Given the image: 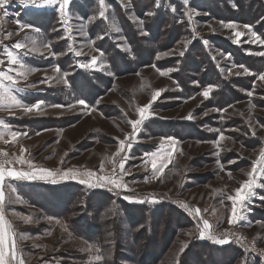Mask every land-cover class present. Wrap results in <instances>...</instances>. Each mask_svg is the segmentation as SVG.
Masks as SVG:
<instances>
[{
	"label": "rangeland",
	"instance_id": "374dc122",
	"mask_svg": "<svg viewBox=\"0 0 264 264\" xmlns=\"http://www.w3.org/2000/svg\"><path fill=\"white\" fill-rule=\"evenodd\" d=\"M47 8L29 18L39 33L21 31L0 11V60L5 61L0 71L11 67L2 59L6 43L27 44L26 35L36 39L39 52L20 53L34 71L27 80L17 77L18 88L12 91L25 105L44 102L39 112L0 111L13 131L27 134L16 141L6 135L0 149L14 160L23 146L25 159L37 171H93L108 177L115 171L126 187H88L79 182L87 177L59 175L56 183L51 178L6 180V218L17 237H24L18 241V257L25 264H264V187H257L242 209L237 206L242 219L235 224L228 223L233 202L227 199L248 179L252 161L264 148V80L258 78L264 56L257 55L264 53V45L244 28L250 25L264 39V0H104L103 9L100 0H71L70 32L58 7ZM221 22L236 27L224 28ZM113 23L118 32L111 30ZM236 31L245 35L233 43ZM9 37L17 41L10 43ZM76 51L83 54L76 56ZM92 56L99 57L97 68L100 62L106 66H79ZM46 77L52 79L43 83ZM209 85L214 90L205 98L201 93ZM159 89L164 91L151 103L150 118L126 141L131 147L114 156L119 141L132 134L129 121L138 119L137 109ZM79 99L91 111L76 104ZM70 104L75 106L70 109ZM189 114L192 118L186 119ZM166 137L177 141L165 142L172 159L162 174L154 175L150 162L144 166L145 154L156 151ZM13 166L33 170L26 163ZM9 184L14 192L7 191ZM103 195L111 198L105 213ZM182 203L199 208L200 216ZM205 219L212 226L208 231L235 233L247 247L201 239ZM76 227L94 241L78 238ZM197 243L229 246L230 252L221 256L198 249ZM96 255L102 259L95 261Z\"/></svg>",
	"mask_w": 264,
	"mask_h": 264
},
{
	"label": "snow or ice",
	"instance_id": "6c2138e0",
	"mask_svg": "<svg viewBox=\"0 0 264 264\" xmlns=\"http://www.w3.org/2000/svg\"><path fill=\"white\" fill-rule=\"evenodd\" d=\"M9 2V0H0V7L6 5ZM71 0H19V3L23 5L24 7L28 8H45V7H58V11L60 13L61 19L63 24L66 26V31H71V25H69V5ZM189 0H183V3L188 4ZM101 8L104 7V0H100ZM153 12H148L147 15L151 16L153 15ZM5 16H7V13H4ZM100 17H104L105 13L103 10L99 13ZM189 20H191V15H189ZM19 29L25 30L28 29L32 32L39 33L40 29L28 24L23 23L20 20L16 21ZM222 26L224 28L233 29L236 26L232 23H223L221 22ZM84 25L80 26L81 32H83ZM244 28L248 29V32L255 38L254 42H259L260 44L264 45V39H261L260 36H258L255 32L251 30L250 25H244ZM112 31H119L118 26L113 23L111 25ZM235 39L233 40V43L240 42V38L245 35L244 32L236 31L234 33ZM25 40H27L29 43H24L21 41L16 42L12 47L4 48L3 55L6 57V62L9 67L8 71H0V111H9L12 112L13 109H22L24 113H33V112H39L42 108V105L44 104L43 101H37L36 103L32 105H25L20 99L17 98V96L13 93L12 89L18 88L19 80L17 77H20L24 80H27L28 76L34 71L30 67H28L24 61L22 56L20 55L21 51H26L28 53L32 52H39L40 49L37 47V41L34 38H31L29 36L24 37ZM189 42H185V47H187V44ZM207 41H205V44ZM44 48H50L49 44H44ZM127 48V46H125ZM130 51V49H128ZM100 53V57H103L104 53L96 49ZM42 54V53H41ZM83 53L81 51H76L75 55L80 56ZM170 53H165L164 55H169ZM161 54H157V58H160ZM180 56L184 55V52H179ZM257 55L264 56V53H257ZM99 61V57L92 56L91 59L85 63L80 64L79 66L82 68H97V64ZM5 63L4 60H0V64ZM106 65L102 62L99 63V68H104ZM236 67L243 68L244 72L247 74L251 73L249 72V69L244 67L243 65H238ZM97 68V70H99ZM54 71L59 73L60 68L57 66L54 68ZM170 71V70H169ZM15 73V75H12L10 73ZM161 75H167V72L162 71L160 73ZM239 75L240 73H236ZM260 80H264V73H261L258 77ZM52 79L51 77H46L43 83H47L48 80ZM60 80L63 81V83L67 84L68 81L64 76L59 77ZM214 90V86L209 85L204 88L201 95H203L205 98H208L210 93ZM164 91L163 89L156 90L151 97V100L148 104L141 106L137 109L138 112V119L136 120H130L129 124L132 127V134L131 136L126 135L124 140H120L119 144L120 147L117 148L116 153H114V156H119L120 153L123 151V148L125 146L131 147L130 144L126 145V141L129 139H134L136 133L139 131L140 126L150 118L151 112V103L157 99V97L161 94V92ZM249 95H252L251 92L248 93ZM76 104L82 105L84 108L89 109V105L86 103L85 100L79 99L76 101ZM52 107H64L63 105H51ZM75 105H68V108H73ZM91 111V109H89ZM192 116L189 114L186 119H191ZM254 134V133H253ZM9 136L11 141H16L20 136L27 135L26 133H20L13 131L11 129V126L3 119H0V140L4 139L5 136ZM220 139H225L223 133L220 134ZM6 143L9 141H5ZM165 142L168 144H175L177 141L173 137H166L161 138V143L159 145V148L151 153H146L147 160L144 161V166L147 167L149 162L151 163V167L153 170L154 175L162 174L167 167L168 163L171 162L172 154L171 152H166L164 150ZM217 145L219 144V141L215 142ZM26 152V149L21 146L20 148V155L13 159H8V153L0 151V156H4L5 159L0 160V264H25V261L22 258V255L18 257L19 252V246L18 241L19 239H23L24 237H17V234L15 232V229L12 225V223L6 218V180H35V179H48L51 178L52 183H56L55 177L57 175L60 176L61 179H67V178H73L76 179L78 177H87V179L80 178L79 182L82 184H86L88 187H96V186H104V184H111L115 188H121L126 187L121 183L122 178H117L115 175V171H113V175L111 177L108 176H97L95 172L93 171H86L84 173H79L73 170H69L67 172L59 173L54 172L49 169H35V165H33L31 160H26L24 157V153ZM123 159V158H122ZM14 163L18 164H27L29 169H33L30 171H25L21 169L15 168L13 165ZM120 170L123 174L127 175L128 173L124 170V164H119ZM103 170V162L101 163V171ZM230 175V174H229ZM248 176V179L244 182H241V186L234 190L235 195H229L227 199L231 200L232 203V209H231V216L229 217L228 223L229 224H235L239 222V220L242 219V216L238 213V205L242 209L246 202L250 201L251 197L255 195V189L257 187H264V183H258L261 179H264V148L260 149L259 155L257 158L252 161L251 170L246 174ZM93 179L95 180V183L93 182ZM7 191L14 192L15 189L12 188V186L9 184L7 185ZM125 199L131 200L132 197H125ZM139 203H144L145 201L140 200L137 201ZM152 202V201H150ZM182 206L188 209L187 204H183ZM190 213L194 212L196 216H200V209H188ZM24 219L25 223L31 222L28 218L22 217ZM51 219V218H49ZM59 223V221H57ZM212 228V226L209 224L208 220H203V229L200 230V238L203 239L207 237V239L211 240L213 243L218 245H223L226 243H229L228 234H214L211 231H208ZM239 237H237V240L239 241ZM88 251H92L91 247L87 249ZM97 252H99V249H96ZM181 251H183V248H181ZM264 255V253H262ZM102 257L100 255H96L94 257L95 261H100Z\"/></svg>",
	"mask_w": 264,
	"mask_h": 264
},
{
	"label": "crops",
	"instance_id": "0c3cea01",
	"mask_svg": "<svg viewBox=\"0 0 264 264\" xmlns=\"http://www.w3.org/2000/svg\"><path fill=\"white\" fill-rule=\"evenodd\" d=\"M43 9L47 10L48 8L47 7L40 8V9H35V8H31V7L26 8V7H24L21 4H18V3L17 4H13L10 1L6 5L0 7V11H2L3 14L5 12L7 13V16H5V17H8V19L14 21L16 25H17L16 21L20 20L23 23H28V24L33 25V26H35L34 23H32V21H30V19H29L31 14L34 15V13H36L38 10L45 11ZM24 31H29V30L26 29ZM8 39H9L8 42H10V43L13 42V41H17V40H15L16 38L9 37ZM11 47H12V44L6 43L4 48H9L10 49ZM2 59H6V57L2 58Z\"/></svg>",
	"mask_w": 264,
	"mask_h": 264
},
{
	"label": "trees",
	"instance_id": "16d2710c",
	"mask_svg": "<svg viewBox=\"0 0 264 264\" xmlns=\"http://www.w3.org/2000/svg\"><path fill=\"white\" fill-rule=\"evenodd\" d=\"M37 13V12H36ZM36 13H34V16L36 15ZM36 19V18H35ZM33 186H35L34 184L33 185H31L30 187H33ZM30 187H28V188H30ZM39 187H41V186H39ZM44 190V189H43ZM50 191H52V189H46V192H50ZM99 196H102L101 194H98ZM103 198H105L104 199V202H105V204L103 205V207L101 208L102 210L101 211H103L104 213H105V210H106V208H108V207H110L109 206V199H111L110 198V195H103ZM106 198H107V201H106ZM89 199H87V201H88ZM90 201H91V199H90ZM108 202V203H107ZM132 207V206H131ZM132 210H136V211H142V212H145V210L143 209V207H132ZM107 214V213H106ZM74 229H75V231H74ZM83 229L84 228H80V227H76V228H73V231L75 232V234L76 235H78L79 237L78 238H85V239H88V240H91V241H94V239H91V238H88V237H86V235L83 233ZM81 235V236H80ZM98 237V236H97ZM80 238V239H81ZM197 245V247H198V249H202V250H205V249H207V251H212V252H216V253H218L219 255H226V254H228V252H230V248H229V246L228 247H224V248H218V247H214V248H211V247H209L208 245H206V244H202V243H197L196 244ZM234 245V244H233Z\"/></svg>",
	"mask_w": 264,
	"mask_h": 264
},
{
	"label": "built area",
	"instance_id": "2783aa9c",
	"mask_svg": "<svg viewBox=\"0 0 264 264\" xmlns=\"http://www.w3.org/2000/svg\"><path fill=\"white\" fill-rule=\"evenodd\" d=\"M1 44H2V39H1V29H0V45H1ZM0 151H2V150L0 149ZM2 152H3V151H2ZM7 158L10 159L9 155H8ZM3 159H5V157H4V156H0V160H3ZM224 233H227V234H228V239L234 241L235 244H236V243H237V244H243L245 247H247V244L244 243V241L241 240V237L238 236V235L235 234V233L227 232V231H222V232H220V233H218V234H224ZM234 236H236V237H234ZM237 237L240 238L239 241L237 240ZM235 240H236V241H235Z\"/></svg>",
	"mask_w": 264,
	"mask_h": 264
}]
</instances>
